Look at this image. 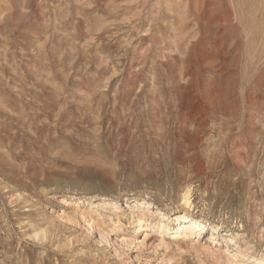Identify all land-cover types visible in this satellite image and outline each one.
Masks as SVG:
<instances>
[{
    "label": "rangeland",
    "instance_id": "obj_1",
    "mask_svg": "<svg viewBox=\"0 0 264 264\" xmlns=\"http://www.w3.org/2000/svg\"><path fill=\"white\" fill-rule=\"evenodd\" d=\"M0 264H264V0H0Z\"/></svg>",
    "mask_w": 264,
    "mask_h": 264
},
{
    "label": "bare ground",
    "instance_id": "obj_2",
    "mask_svg": "<svg viewBox=\"0 0 264 264\" xmlns=\"http://www.w3.org/2000/svg\"><path fill=\"white\" fill-rule=\"evenodd\" d=\"M183 204L186 206L189 205L188 191L186 192V194L183 197ZM172 214H173L174 218L180 219V221H178L176 223L177 226L173 228L174 229L173 231H171L172 237H178V235H180V234H181V236H182V234H184L185 236H189L190 234H198L201 231V229L203 228L201 221L198 218H190L183 212H174L171 214H166L165 212L163 214L160 213V215L162 216V220L168 219L169 217L172 216ZM164 227L167 229L166 223H164L161 226V228H164ZM211 228L213 230H216L217 227L211 226Z\"/></svg>",
    "mask_w": 264,
    "mask_h": 264
}]
</instances>
